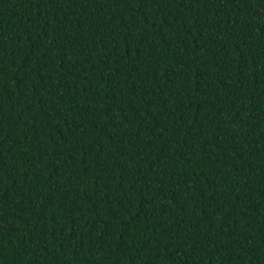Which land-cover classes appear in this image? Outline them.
Masks as SVG:
<instances>
[{"label":"trees","instance_id":"16d2710c","mask_svg":"<svg viewBox=\"0 0 264 264\" xmlns=\"http://www.w3.org/2000/svg\"><path fill=\"white\" fill-rule=\"evenodd\" d=\"M0 264H264V0H0Z\"/></svg>","mask_w":264,"mask_h":264}]
</instances>
